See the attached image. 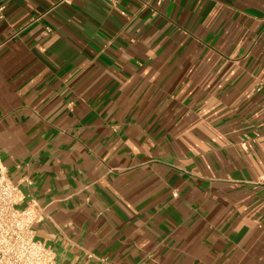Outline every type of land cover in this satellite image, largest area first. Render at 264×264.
<instances>
[{"label": "crops", "instance_id": "1", "mask_svg": "<svg viewBox=\"0 0 264 264\" xmlns=\"http://www.w3.org/2000/svg\"><path fill=\"white\" fill-rule=\"evenodd\" d=\"M0 5V171L54 264H264V0Z\"/></svg>", "mask_w": 264, "mask_h": 264}, {"label": "built area", "instance_id": "2", "mask_svg": "<svg viewBox=\"0 0 264 264\" xmlns=\"http://www.w3.org/2000/svg\"><path fill=\"white\" fill-rule=\"evenodd\" d=\"M3 8L0 5V17ZM50 31L49 26H44L43 33ZM251 185L264 186V173L251 181ZM19 199L18 185L0 171V264H54L53 249L34 237L32 223L36 214L29 206L16 208Z\"/></svg>", "mask_w": 264, "mask_h": 264}, {"label": "rangeland", "instance_id": "3", "mask_svg": "<svg viewBox=\"0 0 264 264\" xmlns=\"http://www.w3.org/2000/svg\"><path fill=\"white\" fill-rule=\"evenodd\" d=\"M16 208H18L17 206H15ZM18 209H20V208H18Z\"/></svg>", "mask_w": 264, "mask_h": 264}]
</instances>
